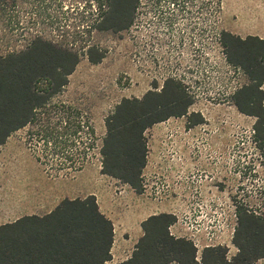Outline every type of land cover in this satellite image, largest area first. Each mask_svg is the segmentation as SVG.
Instances as JSON below:
<instances>
[{"label":"rangeland","instance_id":"1","mask_svg":"<svg viewBox=\"0 0 264 264\" xmlns=\"http://www.w3.org/2000/svg\"><path fill=\"white\" fill-rule=\"evenodd\" d=\"M75 1L64 0L68 6L82 3ZM76 11L62 14L63 23L76 22ZM133 19L121 33L95 31L86 37L105 57L97 64L82 58L61 95L82 120L88 118L97 137L81 170L61 169L58 156L43 153V142L30 140L27 128L0 147V224L47 213L64 197L100 190L101 211L115 224L117 235L152 212L144 208L146 200H152L176 216L170 232L198 240L195 260L208 243L226 247L230 258L237 251L232 243L236 205L264 214V152L252 137L255 118L231 102L245 77L227 63L218 36L224 29L264 38V0H139ZM170 77L185 85L193 98L190 111L203 121L189 126L185 117H171L145 132L144 192L135 206L130 186L100 172L104 120L121 98L159 90ZM191 155L200 166H186ZM207 181L210 191L202 188ZM138 205L142 208L135 211ZM131 246L115 262L126 259ZM254 264H264V258Z\"/></svg>","mask_w":264,"mask_h":264},{"label":"trees","instance_id":"2","mask_svg":"<svg viewBox=\"0 0 264 264\" xmlns=\"http://www.w3.org/2000/svg\"><path fill=\"white\" fill-rule=\"evenodd\" d=\"M81 2L68 6L64 0H0V147L27 128L30 140L43 142V153L58 156L61 169L75 171L87 162L97 137L88 118L82 120L61 95L82 58L97 64L105 57L86 37L95 31L128 30L139 0ZM71 9L77 10V20L68 25L62 14ZM218 42L227 63L245 77L230 99L240 113L255 118L252 137L264 152V38L223 29ZM192 104L185 85L171 77L140 98H121L104 120L100 172L143 193L145 132L171 117H185L189 126L202 123L190 111ZM235 213L236 253L228 258L226 247L207 246L201 251L203 264H254L264 258V214L241 203ZM175 221L172 213L148 216L130 256L114 264H198L194 243L171 234ZM113 241V222L94 194L64 197L47 213L0 224V264H107Z\"/></svg>","mask_w":264,"mask_h":264},{"label":"crops","instance_id":"3","mask_svg":"<svg viewBox=\"0 0 264 264\" xmlns=\"http://www.w3.org/2000/svg\"><path fill=\"white\" fill-rule=\"evenodd\" d=\"M187 160V158H185ZM196 159V160H195ZM188 163L186 164V166L189 168H192L194 166H200L199 164H197V162H199V159H197V157H193V155H191L189 157V159L187 160ZM184 162V161H183ZM100 169V168H99ZM101 176H104L101 174ZM106 176V175H105ZM108 177V176H107ZM100 184V183H99ZM124 186H127V185H124ZM207 189L210 191L212 190V184H211V181H207V182H204L202 184V188L203 189ZM131 189V193H132V198H133V201L135 202V206H137V202L139 203V200H141V195L142 194H137L136 192H134ZM88 194H94L97 198V201H98V204H99V207L100 209H102V206H103V202H102V191H96V190H92L91 192L87 193L86 195ZM151 200V199H150ZM156 202V201H155ZM154 201H148L146 200V203H145V209L147 208H150L152 212L146 214V216L142 219H139L138 221V224H133L132 222V225L129 227H123L122 231H121V235L122 236H119L117 235V228H114V243H113V246H112V255H113V259L112 261L115 262L116 259H119L122 257L123 253L128 249L129 247V243L130 245L132 244L131 247H133L137 240L141 237L142 235V229H141V225L140 223L146 219L149 215L151 214H156V213H165V212H168V210H164V205L163 204H158V203H155ZM59 203V202H58ZM57 205V204H56ZM186 204H184L183 206L181 207H184ZM170 206H174V203L171 202V205ZM180 206V205H179ZM140 207L142 208V206L138 205V207L135 208V211H138L140 210ZM106 208V207H105ZM139 208V209H138ZM103 212L106 214V212L103 210ZM134 221L137 220V217L133 218ZM114 227H115V224H114ZM129 242V243H128Z\"/></svg>","mask_w":264,"mask_h":264},{"label":"built area","instance_id":"4","mask_svg":"<svg viewBox=\"0 0 264 264\" xmlns=\"http://www.w3.org/2000/svg\"><path fill=\"white\" fill-rule=\"evenodd\" d=\"M163 123H164V122H163ZM163 123H162V124H163ZM169 229H170V228H169ZM171 234L174 235L175 237H178V236L175 235V233L172 232V231H171ZM191 240H192V242L194 243V245H195L196 247L199 246V245H198L199 242H198L197 239H196L197 241H195V239H193V238H192ZM208 240H211V239L208 238ZM204 246H205V247H207V246H212V244L208 243V244H205ZM129 256H130V254L127 255L126 258H128ZM196 261L198 262V264H203V263L201 262V252L198 253V255H197V257H196ZM175 264H176V263H175ZM177 264H178V263H177Z\"/></svg>","mask_w":264,"mask_h":264}]
</instances>
